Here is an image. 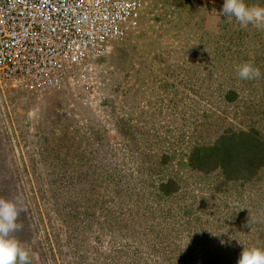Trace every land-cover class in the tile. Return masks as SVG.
Listing matches in <instances>:
<instances>
[{"label":"rangeland","instance_id":"obj_1","mask_svg":"<svg viewBox=\"0 0 264 264\" xmlns=\"http://www.w3.org/2000/svg\"><path fill=\"white\" fill-rule=\"evenodd\" d=\"M223 2L141 0L90 81L0 83V197L19 202L13 235L36 264H236L264 248V155L239 153L264 140V29ZM250 59L261 76L241 80Z\"/></svg>","mask_w":264,"mask_h":264},{"label":"built area","instance_id":"obj_2","mask_svg":"<svg viewBox=\"0 0 264 264\" xmlns=\"http://www.w3.org/2000/svg\"><path fill=\"white\" fill-rule=\"evenodd\" d=\"M141 0H0V83L30 91L91 80Z\"/></svg>","mask_w":264,"mask_h":264},{"label":"clouds","instance_id":"obj_3","mask_svg":"<svg viewBox=\"0 0 264 264\" xmlns=\"http://www.w3.org/2000/svg\"><path fill=\"white\" fill-rule=\"evenodd\" d=\"M220 15L234 17L241 28L253 25L264 29V6L248 4L245 0H224ZM241 80H254L261 76L252 59L237 68ZM17 200L0 197V264H31L29 250L13 235L22 227L17 223L21 208ZM236 264H264V248L255 245L243 247Z\"/></svg>","mask_w":264,"mask_h":264},{"label":"trees","instance_id":"obj_4","mask_svg":"<svg viewBox=\"0 0 264 264\" xmlns=\"http://www.w3.org/2000/svg\"><path fill=\"white\" fill-rule=\"evenodd\" d=\"M252 135H254V137H253L254 141H255L254 146L249 147V148L246 149L245 148L246 145L243 143V145L245 147H241L239 149V153H241V156H244V155L247 156L249 154V156L252 157V156L255 155L258 159L257 158H252V159H255L253 164L259 165L261 163L262 157L264 155V140L256 132H253ZM223 152H219V156H220L219 157L220 158L219 163L224 166V163H223L224 160L223 159H224L225 156H223ZM228 156L229 157L231 156L230 152L228 153ZM246 159H248V158H246Z\"/></svg>","mask_w":264,"mask_h":264},{"label":"flooded vegetation","instance_id":"obj_5","mask_svg":"<svg viewBox=\"0 0 264 264\" xmlns=\"http://www.w3.org/2000/svg\"><path fill=\"white\" fill-rule=\"evenodd\" d=\"M31 255H30L31 264H36V260L34 258V255H32V256Z\"/></svg>","mask_w":264,"mask_h":264}]
</instances>
